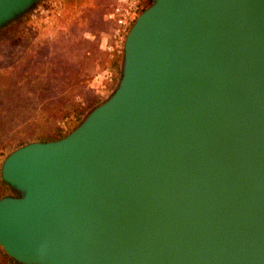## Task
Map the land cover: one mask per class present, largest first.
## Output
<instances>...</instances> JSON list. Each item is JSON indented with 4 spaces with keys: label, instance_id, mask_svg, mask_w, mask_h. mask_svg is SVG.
I'll list each match as a JSON object with an SVG mask.
<instances>
[{
    "label": "water",
    "instance_id": "1",
    "mask_svg": "<svg viewBox=\"0 0 264 264\" xmlns=\"http://www.w3.org/2000/svg\"><path fill=\"white\" fill-rule=\"evenodd\" d=\"M1 175L23 264H264V0H145L112 94Z\"/></svg>",
    "mask_w": 264,
    "mask_h": 264
},
{
    "label": "rangeland",
    "instance_id": "2",
    "mask_svg": "<svg viewBox=\"0 0 264 264\" xmlns=\"http://www.w3.org/2000/svg\"><path fill=\"white\" fill-rule=\"evenodd\" d=\"M113 2L45 0L0 29V197L14 192L1 175L11 150L64 135L112 94L121 72V52L107 48Z\"/></svg>",
    "mask_w": 264,
    "mask_h": 264
},
{
    "label": "built area",
    "instance_id": "3",
    "mask_svg": "<svg viewBox=\"0 0 264 264\" xmlns=\"http://www.w3.org/2000/svg\"><path fill=\"white\" fill-rule=\"evenodd\" d=\"M143 6V0H114L108 13V19L114 24L107 46L111 53L121 52L125 34Z\"/></svg>",
    "mask_w": 264,
    "mask_h": 264
},
{
    "label": "trees",
    "instance_id": "4",
    "mask_svg": "<svg viewBox=\"0 0 264 264\" xmlns=\"http://www.w3.org/2000/svg\"><path fill=\"white\" fill-rule=\"evenodd\" d=\"M4 253V258L5 260H7V262H9V264H23L17 260H15L13 257L9 256L7 253L3 252Z\"/></svg>",
    "mask_w": 264,
    "mask_h": 264
}]
</instances>
